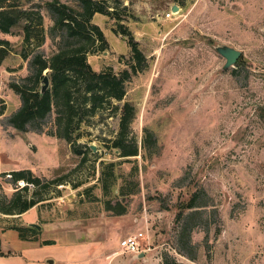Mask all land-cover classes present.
<instances>
[{
  "label": "rangeland",
  "instance_id": "1",
  "mask_svg": "<svg viewBox=\"0 0 264 264\" xmlns=\"http://www.w3.org/2000/svg\"><path fill=\"white\" fill-rule=\"evenodd\" d=\"M10 1L27 17L11 32H0L12 49L0 64V206L17 193L44 200L23 214L0 210L5 254L0 257L23 245L13 227H31V222L44 225L48 237L55 231L91 244L94 256L79 264H164L167 257L183 264H264V0H96L116 14L92 18L107 40L104 50L101 42L89 46L93 69L131 71L135 60L125 28L145 59L126 82L122 100L106 102L94 114L85 112L86 104L80 108L76 119L83 121L71 127L74 144L56 135L55 111L42 131L21 132L7 120L21 106L10 83L31 75L34 55L49 58L63 45L71 47L54 29L47 3L78 11L81 5L77 0ZM77 41L68 42L76 47ZM220 44L242 51L234 67L223 69ZM78 89L74 97L82 100ZM126 103L135 109L129 137L139 146L149 135L155 141L136 157H119L113 146ZM111 163L126 178L138 167V192L123 197L116 189L111 196L114 205L126 207L121 215L105 208L100 184ZM26 169L43 181L27 192L20 189L26 183L12 176ZM58 179L64 183L44 187ZM124 180L120 177L118 185ZM195 190L205 206L178 219ZM141 231L149 251L143 257L124 253L120 241ZM25 233L34 238L31 230ZM38 236L43 237L42 230ZM52 244L29 246V261L23 264H39L35 258L52 252L47 246ZM17 259L10 264H22Z\"/></svg>",
  "mask_w": 264,
  "mask_h": 264
},
{
  "label": "trees",
  "instance_id": "2",
  "mask_svg": "<svg viewBox=\"0 0 264 264\" xmlns=\"http://www.w3.org/2000/svg\"><path fill=\"white\" fill-rule=\"evenodd\" d=\"M77 1L81 5L80 11L58 1L47 3V9L54 20V29L61 31V38L67 41V44L71 47L63 45L49 58L39 53L34 55L31 61V75L21 82L14 81L10 83V87L21 97V106L7 120L9 125L21 132H28L30 130L42 131L44 122L55 111L57 114L56 135L71 144H74L71 127L74 124L79 126L83 121V119H76L80 108L86 104L85 112L94 114L96 108L103 106L104 103L111 102V100H122L126 95V82L130 80L132 74L140 71L137 64H141L145 59L133 34L124 27L126 30L125 34L129 37L133 59L135 60V63L131 66V71L125 69L119 75L111 69L95 71L87 57L90 52L89 46H95L97 42H101L103 45L100 49L104 50L107 48V40L102 29L97 24L92 23V18L95 13L114 16L116 9L110 10L109 7L99 4L96 0ZM10 2V0H0V32L2 33L11 32L12 28L19 24L20 18L27 14L24 11L14 9L15 6ZM28 29L29 26L26 27V30ZM29 39L30 36L27 35L26 40ZM71 39L78 40L76 47H72L74 45L69 43ZM10 46V41L0 39V64L11 52ZM23 57L27 58L28 55L24 54ZM46 69H49L48 76L51 85L45 93H42L41 86ZM77 89L83 94L82 100L74 97ZM122 111L120 132L117 138L113 140V146L118 150L119 157H136L140 155L141 147L147 149L148 144H153L155 141H152V135H149L146 137L143 145L139 146L136 139L130 138L129 132L134 120L135 109L130 103H126ZM0 114H2V111H0ZM115 165L116 163H111L108 171L103 170L100 184L105 199V208L109 211H114L115 214L121 215L127 212L126 207L120 202L114 205L111 196L116 189H118L119 195L123 197L134 195L138 192L139 182L136 180L138 167H133L126 178L123 174L118 175L116 173ZM12 176L15 182L23 181L26 183V185L20 188L26 192L29 189V185L39 186L43 183L39 177H36L28 169L13 171ZM120 177L125 178V183L123 182V184L118 185ZM129 177L135 178L134 181H128ZM61 180L48 181L44 184V187L47 188L49 185L58 186L64 183ZM19 194L14 195L5 207L0 206V210L9 214H13L14 212L23 214L44 200L43 196L36 199L34 197H21ZM199 197L200 193L195 190L186 205L181 209L182 211L177 215V218L188 219L189 215L193 214L191 212H194L197 207L205 206L198 203ZM96 200L100 199L97 198ZM0 204H2L1 200ZM187 210L192 211L186 213ZM186 214L188 215L186 216ZM13 228L19 232L23 240H37L41 231V229L35 227ZM26 230H31L34 233V238L28 237L25 233ZM53 242L52 240H44L42 243L51 244ZM185 250L183 251L184 255L191 259L195 258L194 255ZM0 254L5 255L1 250ZM164 264L183 263L173 257H167Z\"/></svg>",
  "mask_w": 264,
  "mask_h": 264
},
{
  "label": "crops",
  "instance_id": "3",
  "mask_svg": "<svg viewBox=\"0 0 264 264\" xmlns=\"http://www.w3.org/2000/svg\"><path fill=\"white\" fill-rule=\"evenodd\" d=\"M31 223V222H30ZM42 238H39L37 241H29V240H22L23 245L21 248L25 250V252H21V248H14L12 250V254H10L7 257H0V264H10L14 263L13 261H10L11 259H14V257H17L18 259L16 261H20L22 264L23 263H28L29 259L28 256L29 254L27 253V249L29 246H37V247H42V241L44 240H52L54 241L52 245H47V246H53L54 250L52 252H43L40 256V258H35V261L41 264L43 261H46L48 264H79L81 259H84L85 257L92 258L93 255V250L94 248L91 246V244L87 242H80L78 241V237L69 239H65L64 235H60L61 233L58 232L56 233L55 231L51 232L50 235L55 236L53 237H48L47 236V230L44 225H42ZM57 236V237H56ZM18 240V239H17ZM20 249V250H17ZM102 254H100L99 257H101ZM102 258V257H101ZM99 258V259H101ZM106 259V256L104 257ZM53 259V263H49V260ZM31 261V260H30ZM16 264V263H15ZM44 264V262H43Z\"/></svg>",
  "mask_w": 264,
  "mask_h": 264
},
{
  "label": "water",
  "instance_id": "4",
  "mask_svg": "<svg viewBox=\"0 0 264 264\" xmlns=\"http://www.w3.org/2000/svg\"><path fill=\"white\" fill-rule=\"evenodd\" d=\"M178 8L179 7L177 5H174L172 7V10L177 11ZM216 50L226 59L225 64L223 66L224 70L234 67L242 55L241 50L237 49L236 47L226 45V44L217 45ZM50 84H51V81H50L49 76L47 74H44V78H43L42 86H41V92L45 93L50 88ZM29 226L35 227L37 229H41V225L38 223H29ZM135 256L143 257L145 256V253L142 252L139 254H135ZM49 263H53V260L50 259Z\"/></svg>",
  "mask_w": 264,
  "mask_h": 264
},
{
  "label": "built area",
  "instance_id": "5",
  "mask_svg": "<svg viewBox=\"0 0 264 264\" xmlns=\"http://www.w3.org/2000/svg\"><path fill=\"white\" fill-rule=\"evenodd\" d=\"M173 12H171L168 15H171ZM146 239L147 236L145 232H137L130 234L128 236H125L121 241H120V246L122 248V251L124 253H130V254H139L144 252L149 251V247H147L146 244Z\"/></svg>",
  "mask_w": 264,
  "mask_h": 264
}]
</instances>
